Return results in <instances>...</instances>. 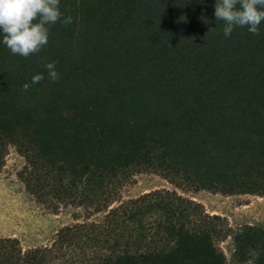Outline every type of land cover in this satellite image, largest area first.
<instances>
[{"label":"trees","instance_id":"obj_1","mask_svg":"<svg viewBox=\"0 0 264 264\" xmlns=\"http://www.w3.org/2000/svg\"><path fill=\"white\" fill-rule=\"evenodd\" d=\"M214 3L60 0L72 22L50 25L38 52L0 44V168L13 146L28 193L84 211L48 244L0 236V264H227L216 241L227 236L236 259L264 264L262 225L231 228L175 189L119 199L139 172L264 194V21L226 38Z\"/></svg>","mask_w":264,"mask_h":264},{"label":"rangeland","instance_id":"obj_2","mask_svg":"<svg viewBox=\"0 0 264 264\" xmlns=\"http://www.w3.org/2000/svg\"><path fill=\"white\" fill-rule=\"evenodd\" d=\"M23 163L22 156L9 146L0 168V236H15L23 247L48 244L60 227L83 220L84 211L71 205H60L52 210L48 204L38 202L25 190L18 177ZM161 188L175 189L182 196L199 202L207 213L222 216L231 228L243 224L264 226V194L227 195L205 189L187 190L152 172L136 173L121 187L119 199ZM102 215L103 212L95 213L90 219L98 220ZM216 241L227 264H254L251 259L240 261L235 258L230 236Z\"/></svg>","mask_w":264,"mask_h":264},{"label":"clouds","instance_id":"obj_3","mask_svg":"<svg viewBox=\"0 0 264 264\" xmlns=\"http://www.w3.org/2000/svg\"><path fill=\"white\" fill-rule=\"evenodd\" d=\"M60 0H0V44L13 55L28 57L48 43V27L58 20L72 22L71 15L60 11ZM213 16L223 21L221 31L228 37L234 27L246 28L248 33H259L264 21V0H215ZM49 80L55 81L58 72L54 61H45ZM44 78L34 73L30 80L36 84Z\"/></svg>","mask_w":264,"mask_h":264}]
</instances>
